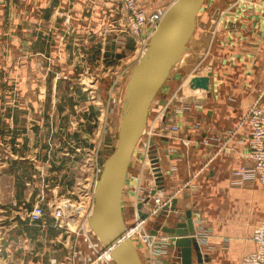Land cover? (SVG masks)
<instances>
[{"label":"rangeland","instance_id":"rangeland-1","mask_svg":"<svg viewBox=\"0 0 264 264\" xmlns=\"http://www.w3.org/2000/svg\"><path fill=\"white\" fill-rule=\"evenodd\" d=\"M174 1L0 0V264H65V224L55 225L54 206L64 198L87 205L95 167L115 149L133 69L154 33L137 17L158 6L169 8ZM244 7L264 9V0H201L193 32L156 100L164 97L165 87L178 88L186 96L197 93L189 83L201 69L198 60L205 47L215 39L213 29L229 28L228 12ZM169 100L165 111L174 105ZM172 125L178 128L171 121L161 132L176 138ZM148 130L146 126L134 148L143 158L133 151L127 164L126 177L134 157L141 171H135L138 183H131L128 193L123 181L121 217L127 232L135 226L136 206L142 203L149 216L140 233L152 238L147 244L132 235L141 263L159 264L171 245L170 264H180L178 238L163 231L174 199L163 194V176L154 170L157 160L152 164L153 157L148 158ZM156 198L168 201L167 207L157 209ZM39 206L45 209L44 217L30 224L28 216ZM29 238L38 243L39 255L20 254V248L16 252Z\"/></svg>","mask_w":264,"mask_h":264},{"label":"crops","instance_id":"crops-1","mask_svg":"<svg viewBox=\"0 0 264 264\" xmlns=\"http://www.w3.org/2000/svg\"><path fill=\"white\" fill-rule=\"evenodd\" d=\"M227 16L229 28L210 26L215 39L198 60L197 76H209L208 90L190 88L197 93L186 96L165 87L147 119L154 133L148 139V158L157 160L163 194L176 200L166 212L164 227L185 222L189 212L201 253L208 257L204 264H238L252 252V235L264 209L259 183L232 177L233 171L248 167L249 129L243 120L252 106L264 103V9L244 7ZM167 99L175 102L165 111ZM171 121L178 126L176 138L161 132ZM142 153L135 149L133 155L139 159ZM133 163L130 177L123 178L126 193L140 176L134 174L141 171L135 157ZM31 190L38 191L37 185ZM29 239L16 252L20 248V254L39 255L38 243ZM173 252L170 245L158 263L170 264Z\"/></svg>","mask_w":264,"mask_h":264},{"label":"water","instance_id":"water-1","mask_svg":"<svg viewBox=\"0 0 264 264\" xmlns=\"http://www.w3.org/2000/svg\"><path fill=\"white\" fill-rule=\"evenodd\" d=\"M200 2L201 0H175L166 10L145 55L133 69L128 83L130 95L115 149L103 163L94 187V210L89 219V227L93 235L110 250L116 264H142L127 236L121 217L120 193L123 178L128 161L145 130L150 106L193 32L194 17ZM208 84L209 76H197L190 80L189 86L191 89L208 90ZM155 161L156 159L152 164ZM154 170L158 171L156 168ZM175 204L174 199L170 205L173 207ZM142 206L139 203L136 209L139 217L144 219L147 214L142 211ZM163 231L178 238L175 245L180 252V264H204L208 261L193 237L194 225L189 212L186 213V222L177 223L175 228H165Z\"/></svg>","mask_w":264,"mask_h":264},{"label":"built area","instance_id":"built-area-1","mask_svg":"<svg viewBox=\"0 0 264 264\" xmlns=\"http://www.w3.org/2000/svg\"><path fill=\"white\" fill-rule=\"evenodd\" d=\"M130 7L134 8L133 2L130 3ZM167 9L168 6H158L155 10L150 11L148 15L145 16L141 14L137 19L141 23H149V27L152 31H155ZM243 122L249 129L247 142L248 152L245 155L248 161V167L233 171L232 177L235 180L244 178L255 180L259 183L264 192V103L252 107L248 111ZM170 131L177 133L178 128L172 125ZM148 132L150 134L149 136H151L152 128H150ZM97 153H99V149H97ZM97 165L98 166L95 167L92 184L87 193V205L85 207L81 206V203H74L70 198L61 199L58 203L53 199L50 204V206H53L56 202L52 212L55 225L57 226L56 223H58V221L65 224V227H62L66 235V253L63 258L65 264H116L110 250L97 236L93 235L89 227V219L94 210V187L103 167L101 162ZM155 203L158 209L167 205L166 203H168V201L162 202L160 198H156ZM44 214L45 209L43 207H35L28 216L30 224H39ZM148 216L149 215H147V217ZM136 219L135 226L127 228V236L132 241V235L136 233L144 243L149 244V238H152L151 234L142 235L140 233L145 218L141 219L137 214ZM252 241L255 244V249L244 255L238 264H264V209L259 223L253 232Z\"/></svg>","mask_w":264,"mask_h":264},{"label":"bare ground","instance_id":"bare-ground-1","mask_svg":"<svg viewBox=\"0 0 264 264\" xmlns=\"http://www.w3.org/2000/svg\"><path fill=\"white\" fill-rule=\"evenodd\" d=\"M172 5V4H171ZM170 7V6H169ZM147 51V50H146ZM144 53H145V51H144ZM145 55V54H144ZM195 90H197V89H195ZM148 118V117H147ZM146 126H147V123H146Z\"/></svg>","mask_w":264,"mask_h":264}]
</instances>
